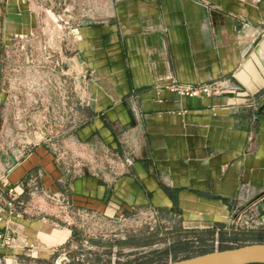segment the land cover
I'll return each instance as SVG.
<instances>
[{
    "label": "crops",
    "instance_id": "0c3cea01",
    "mask_svg": "<svg viewBox=\"0 0 264 264\" xmlns=\"http://www.w3.org/2000/svg\"><path fill=\"white\" fill-rule=\"evenodd\" d=\"M25 1L0 0V38L16 35L11 7L20 31L30 30L35 13ZM118 3L113 19L78 29L75 58L86 68L91 106L71 140L95 141L98 153L121 162L68 174L45 145L31 148L22 135L17 143L10 118L20 109L9 110L15 97L0 64L4 184L29 195L35 178L38 201L55 193L74 210L151 205L202 227L234 221L240 210L264 220V0ZM173 82L221 92L185 96ZM15 227L20 246L48 234L40 219Z\"/></svg>",
    "mask_w": 264,
    "mask_h": 264
},
{
    "label": "rangeland",
    "instance_id": "374dc122",
    "mask_svg": "<svg viewBox=\"0 0 264 264\" xmlns=\"http://www.w3.org/2000/svg\"><path fill=\"white\" fill-rule=\"evenodd\" d=\"M118 1L26 0L35 13L30 30L20 31L11 7L9 29L16 28V35L0 38L2 73L15 97L9 110L20 109L10 118L14 138L18 143L22 135L31 148L45 145L68 174L121 162L111 153H98L101 146L95 141L83 146L71 140L75 129L89 118L91 106L86 68L75 58L78 29L113 19L122 6ZM64 202L36 198L34 204L46 208L21 219L42 220L48 234L44 241L21 246L17 240L16 264H165L264 242V220L254 210H240L234 221L202 227L185 222L178 210L151 205L105 213L74 210Z\"/></svg>",
    "mask_w": 264,
    "mask_h": 264
},
{
    "label": "built area",
    "instance_id": "2783aa9c",
    "mask_svg": "<svg viewBox=\"0 0 264 264\" xmlns=\"http://www.w3.org/2000/svg\"><path fill=\"white\" fill-rule=\"evenodd\" d=\"M172 90L185 96H198L205 93L209 96L221 92L217 84L202 83L201 85H190L173 82L170 86ZM7 172L0 163V264H16L18 259L17 227L15 225L31 214L35 209L44 210L43 204H34L38 198L37 181L35 178L29 180L32 191L29 195L25 194L23 187L18 188L14 184L6 183ZM46 200L58 204L61 200L60 195L50 193ZM38 201V200H37ZM12 250L11 252L9 250Z\"/></svg>",
    "mask_w": 264,
    "mask_h": 264
},
{
    "label": "water",
    "instance_id": "95a60500",
    "mask_svg": "<svg viewBox=\"0 0 264 264\" xmlns=\"http://www.w3.org/2000/svg\"><path fill=\"white\" fill-rule=\"evenodd\" d=\"M165 264H264V242L208 251Z\"/></svg>",
    "mask_w": 264,
    "mask_h": 264
}]
</instances>
